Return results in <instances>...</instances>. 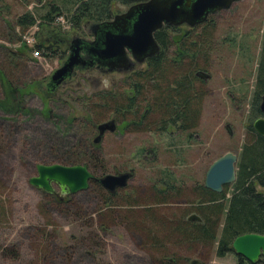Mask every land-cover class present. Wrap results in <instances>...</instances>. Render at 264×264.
<instances>
[{"label":"rangeland","instance_id":"obj_1","mask_svg":"<svg viewBox=\"0 0 264 264\" xmlns=\"http://www.w3.org/2000/svg\"><path fill=\"white\" fill-rule=\"evenodd\" d=\"M61 1L0 0V264H251L233 251L218 256L221 226L210 244L185 234L190 233L188 215L200 218L194 208L206 171L225 153L238 156L251 139L248 127L263 116L258 110L264 93L256 92L264 0H239L210 15L189 37V28H180L185 41H195L196 48L161 81L159 75L149 78L144 63L127 78L77 71L48 93L49 77L66 58L43 55L38 61L28 49H18L26 31L16 27L15 20L31 12L37 22L49 6L57 5L62 16L52 23L55 32L92 40L86 20L81 32L71 30V13ZM128 8L112 2V17ZM27 31H35L37 40L38 27ZM40 35L44 40L60 37L45 28ZM176 49L168 50L169 63L177 58ZM183 76L191 77L198 94L195 122L184 131L177 124L160 132L159 116L148 108L165 82ZM134 84L141 94L135 108L122 113ZM12 91L18 102L9 95ZM110 120L117 124L116 131L94 144L97 126ZM85 153L100 162L91 169L95 179L133 173L108 205L110 193L91 181L87 190L60 202L29 185L37 176L36 165L73 166ZM225 195H232L230 186ZM256 264H264V259Z\"/></svg>","mask_w":264,"mask_h":264},{"label":"trees","instance_id":"obj_2","mask_svg":"<svg viewBox=\"0 0 264 264\" xmlns=\"http://www.w3.org/2000/svg\"><path fill=\"white\" fill-rule=\"evenodd\" d=\"M144 1L147 0H62L61 2L64 4V8L71 13L69 15L71 30L78 34L81 32L80 28L82 22L85 20L87 23L90 22V29L94 25L112 20L113 17L110 11L112 2L131 6ZM74 5L75 8H73ZM56 16H62L57 5L56 7L49 6L48 10L39 18L40 22H36L31 12H25V14L15 20V26L22 32H27L29 28L34 26L38 27L36 35L37 44H35L34 48L42 51L45 57L59 56L61 60H64L69 53V45L72 39L66 36V32L56 33V29L52 28V23ZM209 17L204 23L205 25ZM44 28L48 31L49 35L57 34L60 37L55 35L53 38H46L44 40L40 35L41 29ZM180 28L188 29L185 26H164L161 30L155 32L154 38L160 46V52L146 61L149 78L159 75L160 81L165 79V75L169 72V69L179 65L181 61L190 56L189 53L194 52L196 42L190 39L185 41V35L180 32ZM58 29L61 30L60 27ZM193 30L195 28L189 29L186 37H189ZM171 33L174 36H171ZM13 39L9 38V40ZM17 42H19V39ZM174 46L177 48V58L173 59V63H169L167 60L168 50ZM18 49L25 51L28 48L21 46ZM28 50L31 52L32 49ZM18 52L23 55L22 52ZM258 69V91L256 94L260 95L264 93V34ZM190 78L183 76L179 80L175 79L172 82L168 80L169 83L165 82V89L154 97L152 104L149 103L150 108H148V112L151 109V111L159 116L157 124L161 125L159 127L160 132H166L167 126H175L177 124H179L178 128L184 131L190 128V124L195 122L193 115H197L198 113L195 105L198 103L199 98L198 94L192 89V84L190 83L192 79ZM196 79L193 77V80ZM132 90L134 91L133 95H128L126 99L128 105L124 108L120 107L122 113L132 111L135 108L134 101L141 92L139 86H135V84ZM9 95L18 102L19 97H17L16 91L10 92ZM18 107L20 106L18 105ZM118 107L119 105H117ZM258 112L261 115L260 110ZM144 120L145 117L142 116L139 122L143 123ZM248 135L251 139L245 141L240 148L234 182L224 186L220 194L207 190L204 188V185L199 186L197 188L199 201H196L199 205L194 208V212L200 215V221L188 220L187 222V225L190 226V233H186L185 235L189 236L193 241L207 244L215 240L216 230L221 226L217 242L219 257H223L227 252H232L231 244L240 235L248 233L264 235V193L259 191L260 189L264 190V136L257 135L252 125L248 127ZM99 163L96 156L92 153H85L78 159V162H74L75 165H86L90 172L92 166L94 169L98 168ZM115 174L120 173L116 172ZM98 179L94 178L91 182L99 190H102ZM229 186L232 188V195L229 199H225V192ZM115 195V193L109 194V197L106 199L107 205L111 203ZM50 197L54 198L53 195ZM55 199L57 202H60L59 199ZM223 200H227L225 207L222 205ZM190 216L191 214L188 215V217ZM240 260H242L241 257ZM165 264L171 263L167 262Z\"/></svg>","mask_w":264,"mask_h":264},{"label":"water","instance_id":"obj_3","mask_svg":"<svg viewBox=\"0 0 264 264\" xmlns=\"http://www.w3.org/2000/svg\"><path fill=\"white\" fill-rule=\"evenodd\" d=\"M237 1L147 0L131 5L112 20L92 26V40L73 38L66 59L51 74L49 83L59 86L75 71L92 68L95 63L110 72H128L134 65H142L160 52L154 34L164 26L196 28L204 24L210 15L230 8ZM199 75L204 80L208 79L206 74ZM259 110L264 116V96ZM252 126L257 135L264 136V117L255 120ZM115 131L114 120L99 124L93 143L97 144L107 132ZM237 163L238 156L230 152L217 158L205 173L204 188L220 194L224 186L234 182ZM35 168L37 176L30 178L28 183L47 194H54L57 187L58 195L70 196L87 190L94 179L86 165L51 164L36 165ZM130 176V173L107 174L98 182L104 190L114 194L126 187ZM188 220L199 222L200 218L191 215ZM231 249L236 256L256 264L264 259V235H240L233 240Z\"/></svg>","mask_w":264,"mask_h":264},{"label":"flooded vegetation","instance_id":"obj_4","mask_svg":"<svg viewBox=\"0 0 264 264\" xmlns=\"http://www.w3.org/2000/svg\"><path fill=\"white\" fill-rule=\"evenodd\" d=\"M147 61V60H146ZM146 61L144 62V63H146ZM64 61H62L61 62V65H62V63H63ZM140 65H134L133 66V68H132V70H130V71H128V72H115V71H113V72H110V71H108V69L106 68V67H99V66H97V64L95 63L93 66H92V68H88V69H85V70H78V71H81V72H89V71H93V70H95L96 72H99L100 74H102V75H107V74H113V73H117V74H120L122 77H130V76H133V74L136 72V69H138V67H139ZM77 71H75L70 77H68V78H66L65 80H64V82L61 84V85H59V86H52L50 83H49V79H48V82H47V84H46V90H47V92L48 93H53V92H55L57 89H59V87H61L62 85H65L66 83H67V81L69 80V79H71L73 76H74V74L76 73ZM50 78V77H49ZM133 90L131 91V93L133 94ZM116 127H117V124H116ZM117 129V128H116ZM128 173H130V172H128ZM131 174V176H130V179L132 178V176H133V173H130ZM130 179H129V181H130ZM129 181H128V183H127V185H126V187L128 186V184H129ZM204 185V184H203ZM125 187V188H126ZM124 189V188H123ZM58 192H59V190H58ZM58 192L56 193H54L53 195H55V197L57 198V199H59V200H64L65 198H66V196H60V195H58Z\"/></svg>","mask_w":264,"mask_h":264},{"label":"built area","instance_id":"obj_5","mask_svg":"<svg viewBox=\"0 0 264 264\" xmlns=\"http://www.w3.org/2000/svg\"><path fill=\"white\" fill-rule=\"evenodd\" d=\"M36 30V29H35ZM35 31H27L25 34H23L17 43V46H26L28 49L31 50L32 58L35 60L40 61L42 58L44 59V56L42 54V51L35 49V37H34Z\"/></svg>","mask_w":264,"mask_h":264}]
</instances>
